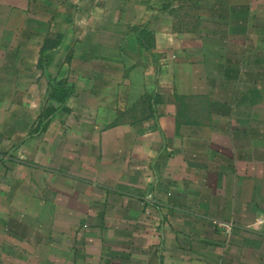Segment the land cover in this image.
<instances>
[{"label": "crops", "instance_id": "0c3cea01", "mask_svg": "<svg viewBox=\"0 0 264 264\" xmlns=\"http://www.w3.org/2000/svg\"><path fill=\"white\" fill-rule=\"evenodd\" d=\"M0 264H264V0H0Z\"/></svg>", "mask_w": 264, "mask_h": 264}]
</instances>
